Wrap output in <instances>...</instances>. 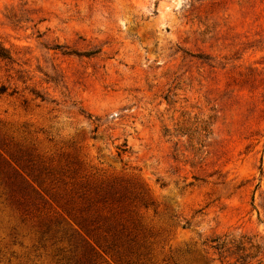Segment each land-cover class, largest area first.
<instances>
[{
  "label": "rangeland",
  "instance_id": "374dc122",
  "mask_svg": "<svg viewBox=\"0 0 264 264\" xmlns=\"http://www.w3.org/2000/svg\"><path fill=\"white\" fill-rule=\"evenodd\" d=\"M1 49L0 157L38 195L0 184V264H115L79 225L108 186L141 262L264 264V0H0Z\"/></svg>",
  "mask_w": 264,
  "mask_h": 264
},
{
  "label": "trees",
  "instance_id": "16d2710c",
  "mask_svg": "<svg viewBox=\"0 0 264 264\" xmlns=\"http://www.w3.org/2000/svg\"><path fill=\"white\" fill-rule=\"evenodd\" d=\"M0 58H7L5 51L0 50ZM4 89L0 90V93ZM0 184L5 186L8 193L10 204L15 205L18 209H27L30 205H34L35 196L38 195L34 189H31L24 179L13 169L9 168L6 162L0 157ZM97 205H101L104 210L95 211V216L83 219L80 221V227L88 234L97 236L102 234L103 243L107 244L106 251L111 253V259L115 264H146L141 262L148 257V252L145 253L144 244H139L136 240V231L140 230V226L131 221L129 212L121 207L125 202V197L119 196L117 187L108 186L97 190ZM86 209L95 206V202L87 200ZM147 206V202L143 204ZM46 234L51 233L49 225H45ZM99 240V239H96ZM213 241H210V244ZM208 250L212 255H218V260L221 263L230 260L247 264L246 257H241L236 253L230 255V247L223 242L220 248L208 245ZM218 253H214L216 251ZM220 250V251H219ZM73 254V253H72ZM95 253L92 249L86 251L82 255H71L66 260L65 264H97L93 259ZM145 261H148L145 259Z\"/></svg>",
  "mask_w": 264,
  "mask_h": 264
}]
</instances>
